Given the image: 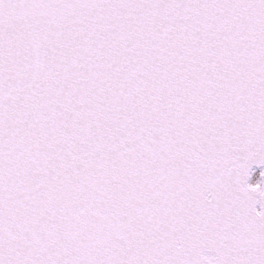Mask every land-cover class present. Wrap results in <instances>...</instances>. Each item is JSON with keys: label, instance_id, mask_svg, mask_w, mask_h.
<instances>
[{"label": "snow or ice", "instance_id": "snow-or-ice-1", "mask_svg": "<svg viewBox=\"0 0 264 264\" xmlns=\"http://www.w3.org/2000/svg\"><path fill=\"white\" fill-rule=\"evenodd\" d=\"M0 264H264V0H0Z\"/></svg>", "mask_w": 264, "mask_h": 264}]
</instances>
